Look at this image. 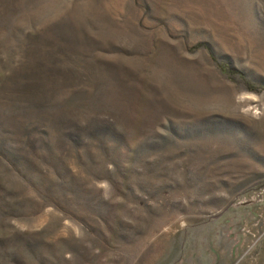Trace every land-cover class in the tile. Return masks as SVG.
Here are the masks:
<instances>
[{
	"label": "rangeland",
	"instance_id": "1",
	"mask_svg": "<svg viewBox=\"0 0 264 264\" xmlns=\"http://www.w3.org/2000/svg\"><path fill=\"white\" fill-rule=\"evenodd\" d=\"M0 264H264V0H0Z\"/></svg>",
	"mask_w": 264,
	"mask_h": 264
},
{
	"label": "trees",
	"instance_id": "2",
	"mask_svg": "<svg viewBox=\"0 0 264 264\" xmlns=\"http://www.w3.org/2000/svg\"><path fill=\"white\" fill-rule=\"evenodd\" d=\"M230 72H232V71H230Z\"/></svg>",
	"mask_w": 264,
	"mask_h": 264
}]
</instances>
